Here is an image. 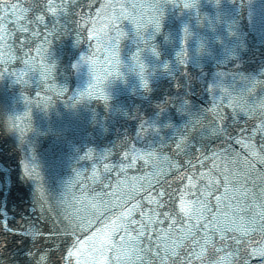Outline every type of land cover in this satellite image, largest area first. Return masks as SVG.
<instances>
[{"label": "snow or ice", "instance_id": "6c2138e0", "mask_svg": "<svg viewBox=\"0 0 264 264\" xmlns=\"http://www.w3.org/2000/svg\"><path fill=\"white\" fill-rule=\"evenodd\" d=\"M75 6L76 0H24L23 3L20 0H0V42L4 35L11 36L14 32L18 33L14 37L17 40L20 36H27L34 25L43 26L47 35L45 18L51 15L48 23L56 30L62 27L58 25V19L73 14ZM129 8L132 12L128 11ZM17 10L20 15H17ZM86 17L82 19L92 27L84 31L96 44L93 54L82 55L74 67L79 69L85 62L94 64L95 52L106 53L104 63L109 68L117 66L112 80L127 83L130 76L134 81L132 90L143 89L141 95L149 105L148 112L143 114L139 107L135 114L127 109H119L124 117L138 124L134 128V136L118 137L120 148L117 156L127 163L105 165V170L110 172L116 169L123 175L136 165L137 160L150 167L155 165L157 159L168 161L167 170L152 175L158 188L155 198L149 197V203H155L159 211L153 209L148 222H144L143 214L140 220L134 218L133 213L139 205L127 211L115 212L102 227L114 224L116 227L111 229L107 244L97 247L91 241L75 238L73 242V237L62 235L56 221L47 215V209L41 212L42 204L36 208L39 199H34L35 219L26 222L31 226L30 234L34 238L31 247L37 248V241L43 244L47 239L53 248H41L38 253L29 250L22 256L21 264H32V261L35 264H51L54 257L56 264H73V258L75 264H253V259L257 264H264V238L260 241L251 239L256 229L264 233V187L258 193L247 188L252 183V177H258L264 185V58L254 67L247 60L251 37L255 36L259 44L264 45V8L260 10L257 21L253 0H136L127 5L102 3L94 16L88 13ZM33 35L39 36L40 33L33 30ZM79 42L78 35L77 44ZM44 43L49 41L45 39ZM26 44V40H21L20 48L15 51H22ZM89 47L93 48V45L90 43ZM9 51L13 50L9 48ZM40 55L38 49L37 56ZM0 59L4 64L9 61L22 62L28 71H32L29 64L35 62V57H31L28 52H24L21 57L14 54L3 56L0 53ZM186 64L198 68V74L187 71L184 67ZM52 67L48 65V68ZM120 67L124 70L121 71ZM13 73L14 69L10 71V74ZM162 77L175 80L182 94L169 96L165 89L154 95L161 87L159 81ZM197 81L204 82L205 94L209 91L213 93L214 102L220 101L217 107L227 100L232 109L227 115H218L217 118L224 121L223 126L212 121L209 128L203 129V133L196 129V125L200 123L199 114L206 110L186 98L191 94L189 90H194V82ZM16 82L25 86L29 83L26 79ZM92 87V84L88 85V95L92 94ZM60 91L63 93L69 89L60 86ZM101 94L107 102L110 94L103 90ZM173 101L176 102L174 111L181 116L182 125L172 118ZM11 113L0 111V135L16 138L17 117ZM20 136H24L23 130ZM213 141H222V144L216 145ZM230 142L239 144L250 154L251 160L262 167L257 170L251 162L245 161L243 175L232 176L228 172L227 176L220 175L219 180L210 171H199L200 167H205L204 161L216 158L217 152L229 158L232 154L240 158V153L231 148ZM19 143L23 146L22 142ZM111 143L112 148H117L115 142ZM105 152L111 155L112 149H106ZM193 160H196L195 166ZM173 167L176 171L185 168L187 171L174 181L182 187L170 190V186H165L166 181L162 184L160 178L170 174ZM23 172H28L27 167L23 168ZM27 178L25 175L24 179ZM238 180L244 181L239 187ZM119 184L118 181L114 188L110 182L103 187L112 191L98 194L102 204L107 198V203L111 205L110 211L124 209L126 203L131 202L130 199L124 203L114 202L123 199V193L117 195ZM220 186L225 191L213 202L211 197L220 190ZM151 188L152 183L149 181ZM241 197L245 200L250 198L251 208L258 207L260 212L243 207ZM153 216L155 219H152ZM48 220H51L50 224ZM100 223L97 221V224ZM157 224H168V227L157 229ZM95 227L93 225V229ZM4 230H8L6 224ZM27 235L26 232L25 240ZM56 241L60 242L57 244ZM218 244L220 248H217ZM25 248H29V245ZM57 252L60 253L58 257ZM221 252L225 254L224 257H220ZM20 253L19 249H14V255L20 256ZM37 255L38 260L35 259ZM145 257L151 259L146 260Z\"/></svg>", "mask_w": 264, "mask_h": 264}, {"label": "water", "instance_id": "95a60500", "mask_svg": "<svg viewBox=\"0 0 264 264\" xmlns=\"http://www.w3.org/2000/svg\"><path fill=\"white\" fill-rule=\"evenodd\" d=\"M20 2L23 3L24 0ZM133 2L136 0H76V6L72 10L73 14L58 19L57 23L62 27L53 30L51 24L48 23L51 20L49 14L45 18V23L48 24L47 35H45L43 26L34 25L33 30L39 32V36L33 35V30H30L27 36H20L17 40L14 37L18 33L14 32L11 36L4 35L3 41L0 42V53L3 56L14 54L21 57L24 52H28L31 57H35V62L29 64L32 71H28L22 62L9 61L4 64L0 59V111L7 110L17 117L16 138L0 135V252H2L0 264H21L22 256L26 255L29 250L38 253L41 248L45 250L53 248L52 243L47 239L43 241V244L37 241V248L31 247L34 238L30 234L31 226L26 222L29 219H35L33 216L34 199H39L36 208H40L42 204L41 212L47 209V215L56 221L57 228L62 235L73 237V242L75 238H82L86 242L91 241L97 247L107 244L111 229L116 227L115 224L102 227L107 224V218L112 217L115 212L127 211L134 205H139L137 211L133 213L134 218L140 220L143 214L144 222H148L152 210L159 211L155 203L151 205L149 203V197L155 198L158 188L156 181L152 180V175L167 170L168 161L160 158L156 160L155 165L150 167L141 160H137L136 165L127 169L123 175L116 169L108 172L104 167L115 165L118 162L127 163L126 160H121L117 156V150L120 148L118 137L134 136V128L138 122L124 117L119 109H127L135 114L136 108L139 107L141 114L148 112L149 105L141 95L144 90L133 91L134 81L130 76L127 83L123 80H112L117 66L109 68L104 63L106 53L103 52H95L96 62L94 64L85 62L80 65L79 69L74 67L82 55L93 54L96 44L94 39L88 37V32L84 31L92 27L85 23L86 14L91 13L94 16L96 9L102 3L127 5ZM253 7L257 12V21H259V12L264 8V0H253ZM128 11L132 12V9L129 8ZM17 15H20L19 10H17ZM78 35L79 44H77ZM45 39L49 43H44ZM21 40L27 41L26 47L22 51H15L20 48ZM90 43L93 48L89 47ZM9 48L13 51L10 52ZM38 49L41 51L40 56H37ZM123 55L124 49L121 50L122 59ZM262 58H264V45L259 44L258 38L253 36L247 54L248 64L254 67L260 63ZM49 64L53 67L48 68ZM184 67L194 75L199 72L195 66L186 64ZM90 68L91 72H89ZM13 69L14 73L10 74ZM120 70L123 71V67H120ZM25 79L29 81L27 86L16 82ZM33 79L35 82H32ZM110 80L112 82L109 84ZM89 84L93 86L90 90L91 95H88ZM159 84L161 87L154 95L160 94L165 89L169 96L182 94V89L176 87L175 80L162 77ZM60 86L67 87L69 91L62 93ZM203 88V81L194 82V90H189L191 94L186 97L190 102L206 110L199 114L200 123L196 125V129L201 133L203 129L209 128L212 121L223 126L224 121L218 119V115L220 113L227 115L232 112L227 100L222 106L217 107L220 101L215 100L214 102L213 93L209 91L205 94ZM101 90L110 94L107 102L102 98ZM81 93L84 95H80ZM175 107L176 102L173 101L171 104L172 118L182 125V118L175 113ZM243 123L244 121L241 120V124ZM189 127L191 128L192 125ZM21 130L24 131L23 137L20 136ZM19 142H22L23 146H20ZM111 142H115L117 148H112ZM213 143L221 145L222 141H213ZM230 146L240 153V158L234 154L229 158L217 152L216 158L204 161L205 167H200L199 171H210L211 175L219 180L220 175L227 176L228 172H231L232 176L243 175L246 168L245 161L251 162L253 168L257 170L262 167L251 160L250 154L239 144L230 142ZM109 148L112 149L111 155L105 152ZM213 150L216 151V149ZM197 155L199 156V153ZM186 160L187 158L183 162L186 163ZM192 163L195 166L196 160ZM213 165H215L214 169ZM25 167L28 169L27 173L23 172ZM185 171H187L186 168L176 171L173 167L170 174L160 178L161 183L166 181L165 186H170V190L178 186L182 187L174 181L183 176ZM25 175L28 177L27 180L24 179ZM228 178L231 179V177ZM118 181L120 184L117 195L121 193L124 195L122 200H114V202L124 203L129 199L131 202L126 203L124 209L117 208L110 211L111 205L107 203V198H104L102 204L98 194L102 191L111 192L112 189L103 186L111 182L115 188ZM149 181L152 183L151 189H149ZM243 183V180H238L237 187ZM261 187L264 185L258 177H252V183L247 185L248 189L257 193ZM224 191L225 188L220 186V190L211 197L212 201L215 202L216 197ZM241 205L250 211L260 212L258 207L251 208L250 198L245 200L241 197ZM152 219L155 217L153 216ZM160 219L164 218L160 217ZM256 219L258 223L259 217L257 216ZM97 221L101 223L97 224ZM48 223L50 224L51 220H48ZM5 224L7 231L4 230ZM93 225H96L94 229ZM155 227L167 229L168 224H157ZM26 232L28 233L27 240H25ZM262 238H264V233H261L259 229L251 235V239L255 241H260ZM59 242L56 241L57 244ZM27 244L29 248H25ZM145 245L147 246V241ZM220 247L221 245L218 244L217 248ZM14 249L20 250V256L14 255ZM228 251L230 252L231 248ZM59 255L60 253L57 252L56 256ZM224 255L223 252L220 253V257ZM35 259L38 260L39 256L37 255ZM145 259L151 258L145 257ZM32 264H35V261H32ZM51 264H56L55 257ZM73 264H75V258H73ZM253 264H257L255 259H253Z\"/></svg>", "mask_w": 264, "mask_h": 264}]
</instances>
